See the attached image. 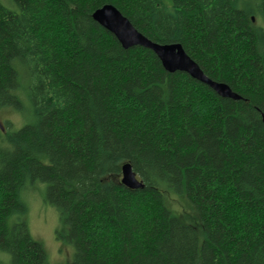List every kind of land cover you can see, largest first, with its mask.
Instances as JSON below:
<instances>
[{
  "label": "trees",
  "instance_id": "16d2710c",
  "mask_svg": "<svg viewBox=\"0 0 264 264\" xmlns=\"http://www.w3.org/2000/svg\"><path fill=\"white\" fill-rule=\"evenodd\" d=\"M105 5L241 99L125 49ZM0 107L23 122H0V264H48L25 201L41 185L65 264H264V0H0Z\"/></svg>",
  "mask_w": 264,
  "mask_h": 264
},
{
  "label": "water",
  "instance_id": "95a60500",
  "mask_svg": "<svg viewBox=\"0 0 264 264\" xmlns=\"http://www.w3.org/2000/svg\"><path fill=\"white\" fill-rule=\"evenodd\" d=\"M93 18L102 27L111 32L125 49L141 46L152 50L167 72L187 73L195 80L212 88L223 98L241 99L240 95L235 93L226 83L210 79L199 64L186 53L181 44H159L153 42L139 32L131 21L115 6H103L93 13ZM0 128H4L1 123ZM122 184L132 190L144 188L143 182L138 179L130 163L122 166Z\"/></svg>",
  "mask_w": 264,
  "mask_h": 264
},
{
  "label": "rangeland",
  "instance_id": "374dc122",
  "mask_svg": "<svg viewBox=\"0 0 264 264\" xmlns=\"http://www.w3.org/2000/svg\"><path fill=\"white\" fill-rule=\"evenodd\" d=\"M0 109L3 108L0 107ZM6 120L10 122L12 130L19 129L22 125L20 115L12 109L0 110V122L3 124ZM40 187V192L34 191L37 195L33 191L27 194V198L32 199L31 202L25 200L30 207L28 219L30 232L43 243L48 255V264L68 263L73 259V248L64 239L65 229L59 220L58 212L43 203L40 196L43 194L45 186L41 185ZM170 201L172 208L178 213L187 214V216H191L189 214L193 213L190 203L185 198L171 196Z\"/></svg>",
  "mask_w": 264,
  "mask_h": 264
}]
</instances>
